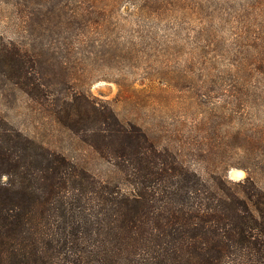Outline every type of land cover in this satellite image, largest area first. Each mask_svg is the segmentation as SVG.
Listing matches in <instances>:
<instances>
[{
  "label": "trees",
  "instance_id": "obj_1",
  "mask_svg": "<svg viewBox=\"0 0 264 264\" xmlns=\"http://www.w3.org/2000/svg\"><path fill=\"white\" fill-rule=\"evenodd\" d=\"M95 13H30L24 31L73 29L78 14ZM69 39L59 51L0 33V75L41 101L108 170L46 147L0 114V264H264V188L252 173L205 178L181 149L122 121L76 87L71 65L82 41ZM63 51L69 62L58 60Z\"/></svg>",
  "mask_w": 264,
  "mask_h": 264
},
{
  "label": "rangeland",
  "instance_id": "obj_2",
  "mask_svg": "<svg viewBox=\"0 0 264 264\" xmlns=\"http://www.w3.org/2000/svg\"><path fill=\"white\" fill-rule=\"evenodd\" d=\"M87 8L96 13L78 14L76 28L24 31L30 13L56 9L66 20ZM0 33L59 51L80 39L71 65L77 88L181 149L203 177L217 171L239 180L248 170L264 188V0H0ZM0 114L46 147L108 170L41 101L1 75Z\"/></svg>",
  "mask_w": 264,
  "mask_h": 264
}]
</instances>
